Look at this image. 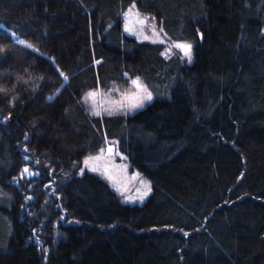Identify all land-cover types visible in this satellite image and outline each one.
<instances>
[{"label": "trees", "instance_id": "obj_1", "mask_svg": "<svg viewBox=\"0 0 264 264\" xmlns=\"http://www.w3.org/2000/svg\"><path fill=\"white\" fill-rule=\"evenodd\" d=\"M133 3L193 61L125 33ZM133 78L159 98L90 114ZM0 89V264H264V0H0ZM107 141L143 204L80 175Z\"/></svg>", "mask_w": 264, "mask_h": 264}, {"label": "rangeland", "instance_id": "obj_2", "mask_svg": "<svg viewBox=\"0 0 264 264\" xmlns=\"http://www.w3.org/2000/svg\"><path fill=\"white\" fill-rule=\"evenodd\" d=\"M135 5V7H133ZM124 23L123 28L124 32L135 36L141 41H149L152 43H159L164 46V53L167 56H172L175 54L180 55L185 62H189L188 59L184 56L183 52L174 47L176 43H180L182 41H175L168 37V35L164 32L162 26L157 21L155 16L148 12H144L139 9L136 3H133L124 13ZM144 20L145 22L141 24L139 21ZM129 28L131 31H126L125 29ZM145 37H148L145 39ZM19 42L23 41L25 45L32 44L23 39L19 38ZM190 43V42H186ZM191 49V62L194 59L193 55V44ZM167 50V51H166ZM137 78H133L130 80L129 84L126 86H122L119 84H110L107 87H99L97 89H93L87 91L84 95V105L90 112L93 113V104H96V111H100V116H113V115H127L133 114L138 110L143 109L146 105L153 102L155 99L159 98L158 94L150 87H148L140 78V83L146 87L153 95V99L151 101H145L144 106L140 109L129 110L127 107L118 108L115 102L120 101L122 99V94L131 95L135 93L136 89L132 84L133 80ZM90 92H98L99 95L95 97V100L88 99L87 94ZM108 109L112 110V114H108ZM93 115V114H92ZM95 116V115H93ZM115 141H107L105 145L96 149L94 152L88 153L82 163V168L80 169V175H83L86 171L98 174L102 179H104L108 184L116 191L118 197L125 204H143L148 197L151 195L153 191L152 183L147 180L138 170L134 169L130 162L127 160L126 156L121 153L116 148ZM111 147L113 149L112 153H109L107 149ZM103 150V151H102ZM101 157L99 160L89 159L91 157ZM88 160V163L85 164V160ZM26 167L33 173H37V171L30 165ZM93 168H96V171H92ZM83 169V171H81ZM36 176V175H35ZM34 176H28L25 174L22 179L31 180ZM32 187V186H31ZM150 188V191H149ZM50 190V189H48ZM51 191V190H50ZM147 193V195H144ZM140 197H143L142 199Z\"/></svg>", "mask_w": 264, "mask_h": 264}, {"label": "snow or ice", "instance_id": "obj_3", "mask_svg": "<svg viewBox=\"0 0 264 264\" xmlns=\"http://www.w3.org/2000/svg\"><path fill=\"white\" fill-rule=\"evenodd\" d=\"M133 7H135V5H133ZM141 24H143L145 21L144 20H140L139 21ZM126 31H131V29L127 28L125 29ZM148 37H145V39H147ZM20 43H23V41H20ZM26 47L31 48V45H26ZM175 48L181 50L184 54V56L188 59L189 62H191V49H192V45L190 43H186V42H180V43H176L174 45ZM167 51V50H166ZM165 53H162V55H164ZM62 76H64V74L61 72L60 73ZM64 79L67 80V76H64ZM132 84L134 85L136 91L135 93L128 95V94H122V99L120 101L115 102L118 106V108H124L127 107L129 110H133V109H140L144 106L145 101H151L153 99V95L152 93L146 88L144 87L140 81L139 78H137L136 80L132 81ZM0 91H6L5 89H0ZM99 93L98 92H90L87 94V98L88 99H93L95 100V97L98 96ZM16 98L14 97L13 100H15ZM96 104H93V115L95 116H100L101 112L100 111H96ZM108 114L111 115L112 114V110L108 109ZM10 117L5 118V121L7 119H9ZM27 139V137H26ZM103 151V150H102ZM107 151L109 153H112L113 149L111 147H109L107 149ZM101 157L97 156V157H91L89 159H93V160H99ZM25 159H27V157H25ZM37 163H39L37 161ZM88 163V160H85V164ZM96 168H93L92 171H96ZM83 171V169L81 170ZM27 174L28 176H35L38 175V173H33L29 170L28 167H25L21 173V178H23V176ZM150 191V188H149ZM144 195H147V193H144ZM141 199L143 197H140ZM185 235H187V233H185Z\"/></svg>", "mask_w": 264, "mask_h": 264}]
</instances>
